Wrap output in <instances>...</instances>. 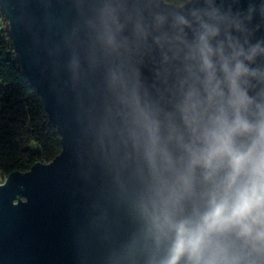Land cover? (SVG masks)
<instances>
[{
	"label": "clouds",
	"instance_id": "clouds-1",
	"mask_svg": "<svg viewBox=\"0 0 264 264\" xmlns=\"http://www.w3.org/2000/svg\"><path fill=\"white\" fill-rule=\"evenodd\" d=\"M81 15L68 68L103 69L110 99L86 134L135 224L108 264H264V0H91Z\"/></svg>",
	"mask_w": 264,
	"mask_h": 264
},
{
	"label": "water",
	"instance_id": "water-1",
	"mask_svg": "<svg viewBox=\"0 0 264 264\" xmlns=\"http://www.w3.org/2000/svg\"><path fill=\"white\" fill-rule=\"evenodd\" d=\"M90 2L0 0L22 68L62 142L51 162L14 171L0 183V264H108L135 227L111 167L86 134L110 99L103 69L87 71L85 63V75L74 82L68 68L72 48L65 37L83 24ZM77 50L83 59L84 49ZM152 66L146 57L149 78Z\"/></svg>",
	"mask_w": 264,
	"mask_h": 264
},
{
	"label": "trees",
	"instance_id": "trees-1",
	"mask_svg": "<svg viewBox=\"0 0 264 264\" xmlns=\"http://www.w3.org/2000/svg\"><path fill=\"white\" fill-rule=\"evenodd\" d=\"M0 30V176L51 162L62 150L61 135L41 95L14 53L9 22Z\"/></svg>",
	"mask_w": 264,
	"mask_h": 264
},
{
	"label": "built area",
	"instance_id": "built-area-1",
	"mask_svg": "<svg viewBox=\"0 0 264 264\" xmlns=\"http://www.w3.org/2000/svg\"><path fill=\"white\" fill-rule=\"evenodd\" d=\"M4 17L6 18V16L4 15V13L2 11L1 5H0V30L5 29L4 28V21H3V18ZM9 34H10V32H9ZM10 37H11V35H10ZM11 39H12V37H11ZM12 41H13V39H12ZM14 53H16L18 55V52L16 50V47H15Z\"/></svg>",
	"mask_w": 264,
	"mask_h": 264
},
{
	"label": "rangeland",
	"instance_id": "rangeland-1",
	"mask_svg": "<svg viewBox=\"0 0 264 264\" xmlns=\"http://www.w3.org/2000/svg\"><path fill=\"white\" fill-rule=\"evenodd\" d=\"M4 181H5L4 177L3 176H0V183H2Z\"/></svg>",
	"mask_w": 264,
	"mask_h": 264
}]
</instances>
